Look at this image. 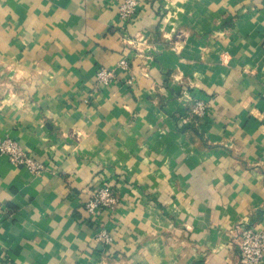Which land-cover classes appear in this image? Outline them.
<instances>
[{
	"label": "crops",
	"instance_id": "0c3cea01",
	"mask_svg": "<svg viewBox=\"0 0 264 264\" xmlns=\"http://www.w3.org/2000/svg\"><path fill=\"white\" fill-rule=\"evenodd\" d=\"M122 2L0 0V139L46 167L0 154V263L239 264L264 229V0ZM102 181L120 204L90 219Z\"/></svg>",
	"mask_w": 264,
	"mask_h": 264
},
{
	"label": "built area",
	"instance_id": "2783aa9c",
	"mask_svg": "<svg viewBox=\"0 0 264 264\" xmlns=\"http://www.w3.org/2000/svg\"><path fill=\"white\" fill-rule=\"evenodd\" d=\"M140 0H123L119 7V16L125 22H131L138 15ZM127 59H122L120 68H128ZM116 79L113 70L102 68L97 74V80L103 85H110ZM209 103L204 99H197L191 113L199 122L207 119ZM198 124V123H197ZM0 154L7 155L10 161L17 166L28 169L31 173L41 174L46 170L44 163L32 157L30 152L22 147L15 139H0ZM120 204L119 191L106 181L97 184L91 192L85 204V209L94 219L102 212H114ZM97 240L104 246L112 245L114 238L111 233L102 226L96 230ZM236 243L239 247V264H263L264 263V229H257L247 223H240L236 227ZM0 264H15L10 259H5Z\"/></svg>",
	"mask_w": 264,
	"mask_h": 264
}]
</instances>
